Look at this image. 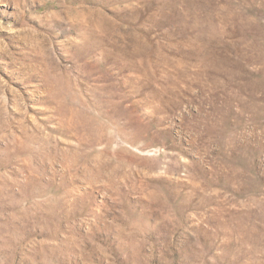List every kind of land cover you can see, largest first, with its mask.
I'll return each mask as SVG.
<instances>
[{"label": "rangeland", "instance_id": "rangeland-1", "mask_svg": "<svg viewBox=\"0 0 264 264\" xmlns=\"http://www.w3.org/2000/svg\"><path fill=\"white\" fill-rule=\"evenodd\" d=\"M0 264H264V0H0Z\"/></svg>", "mask_w": 264, "mask_h": 264}]
</instances>
